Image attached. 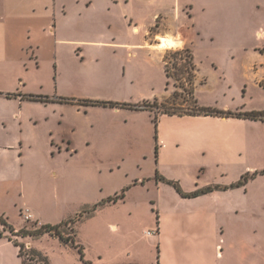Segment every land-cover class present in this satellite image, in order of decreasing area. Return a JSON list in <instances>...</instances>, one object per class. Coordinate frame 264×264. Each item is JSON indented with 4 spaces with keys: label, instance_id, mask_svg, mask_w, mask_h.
<instances>
[{
    "label": "rangeland",
    "instance_id": "374dc122",
    "mask_svg": "<svg viewBox=\"0 0 264 264\" xmlns=\"http://www.w3.org/2000/svg\"><path fill=\"white\" fill-rule=\"evenodd\" d=\"M190 2L180 0V5ZM208 2L227 4L226 0ZM116 14L119 17L114 32L120 39H126L129 34L121 10ZM139 16L136 23L149 21L146 14L140 12ZM68 31L72 36L66 35V38L72 39L78 35L74 34L79 32L78 25ZM146 37L150 44L157 43L153 31ZM212 37L218 41L215 46H212ZM241 37L239 28L203 29L201 35H196L197 69L207 76V87L203 86L198 94L199 102L226 103L245 111L264 108V84L254 81L252 76L245 79L243 62L237 58L226 60L224 56L227 48L242 49ZM246 37L253 42L252 30L247 31ZM141 38L142 34L136 36L137 42ZM207 47H215V50ZM53 48L54 45L48 44L40 55L39 66L22 74L27 80L25 89L31 96L25 104L23 101L22 110L17 105L15 109L4 111L8 112L6 120H10L12 110L18 112L21 120H39L31 133L36 144L27 153L28 161L25 159L23 187L15 189L13 204L8 205V216L21 229H35L41 225L25 224L18 213L23 207L30 208L44 224L68 222L63 230L68 233L73 229L75 243L83 247L84 255L95 258L94 264H161L163 242L157 234L146 236L147 231H157L160 222L157 185L163 183L165 186L161 187V195L170 207L177 203L174 197L186 198L156 178L165 176L159 173L154 155L155 110H127H134L130 107L152 95L154 99L140 104L167 96L158 102L163 109L177 113L194 111L189 92L196 84V72L190 68L185 55H172L177 50L163 51L161 61L158 56L136 47L133 52L137 56L130 57L124 50L88 45L74 47L69 43L58 55L56 70ZM163 61L170 77L166 75ZM15 95L23 97L24 92ZM90 102L117 104L116 108L122 110L91 106ZM48 129L56 137L70 140V150L58 152L54 145L52 153L44 146ZM248 136L247 158L242 162L238 180L235 182L233 171L226 172L223 178L214 177L229 190L221 202L209 206L216 213L213 237L208 244L210 264H264V175L259 176L264 174V126L248 128ZM246 167H255V170H246ZM164 168L169 176L174 175L173 169ZM51 170L57 172V178L49 176ZM242 178H246V182ZM165 179L175 182L183 193H189L184 187H192L188 176L182 178V182ZM205 179H200V183ZM123 197L127 198L124 205L113 204V199L119 202ZM120 216H126L127 220L115 233L108 225L117 222ZM2 230L10 237L7 228L0 225L1 233ZM45 235L33 241L50 264H84L76 248ZM182 237L190 245L194 239L189 231L186 235L179 234L176 246L181 245V249L187 251L178 254L173 251L166 263L164 259V264H196L192 258L194 248L184 246L179 241ZM100 254L104 262L98 259ZM34 260L39 263L36 258ZM84 260L88 262L85 256Z\"/></svg>",
    "mask_w": 264,
    "mask_h": 264
},
{
    "label": "crops",
    "instance_id": "0c3cea01",
    "mask_svg": "<svg viewBox=\"0 0 264 264\" xmlns=\"http://www.w3.org/2000/svg\"><path fill=\"white\" fill-rule=\"evenodd\" d=\"M226 2L227 4L215 5L208 0H191L189 5L181 6L180 0H0V217L5 219L16 232L21 229L11 222L8 205L13 204L12 197L17 186L22 190L25 159L27 160V153L36 144L31 133L39 125V120H21L18 112L13 110L10 112V120H6L5 114L8 112L4 111L8 108L15 109L17 105H19L18 109L22 110L23 101L25 104L27 98L31 97L28 95L29 91L25 89L27 80L22 74L31 72L39 66L40 55L48 48V44L54 45L53 63L54 68L56 65V70L58 55L66 43L74 47L88 45L112 48L116 51L124 50V53L130 57L137 56V53L133 52L136 47L138 50L143 49L153 56H158L162 61L165 50L155 48V44H150L146 37L150 31H153L158 37L172 38L175 46L169 50H190L196 67L193 96L197 106L223 112H250L238 106L232 108L226 103L205 104L197 99L202 87H207V76L200 73L196 63L198 55L195 37L201 35L203 29L239 28L244 44L242 49L227 48L224 56L226 60L237 58L243 62L245 79L252 76L254 81L264 84V0H226ZM118 10H121V18L126 23L129 34L126 39H120L117 32H114V28L118 26L119 16L116 14ZM140 12L146 14L149 21L136 23ZM133 21L135 24L131 25ZM76 25L79 32L76 31L74 34L78 35H74L72 39L66 38L70 33L68 30ZM249 30H252L251 43L246 37ZM141 34L142 38L137 42L136 36ZM69 36L71 37L72 34ZM212 41L214 42L212 46L218 42L216 37H212ZM209 50H215V47ZM19 92H24V98L22 95L16 97L15 94ZM151 97L152 95L141 98L136 104L154 99ZM166 97L156 100L160 103ZM113 109L117 112L122 110ZM258 126H264V123L211 115H158L154 155L159 173L165 178L179 182L188 176L192 187H184V189L189 193L198 188L199 190L207 187L218 188L195 198L179 199L176 196L174 199L177 203L173 204L174 207H170L166 205L167 201L161 195V187L165 186L163 183L157 185L160 212L157 236L163 242L160 247V257L163 261L166 259L165 263L173 251L177 254L179 251H187L185 248L181 249L183 247L181 245L176 246V239L179 234L186 235L188 231L194 238L191 245L183 237L179 241L186 247L194 248L192 258H195L196 264L212 263L208 244L213 237L216 213L209 206L211 203L213 205V202H221L225 197L223 195L229 190L224 187L227 186L223 185L225 183L214 177L217 175V178H223L226 172L228 174L233 171L235 182L238 180L242 162L247 158L248 128ZM47 133L48 135L45 136L47 142L43 144L51 152V146L54 145L58 147V152L62 149L70 150V140L56 137L51 129H48ZM166 166L168 169H173L174 175L169 176L163 170ZM249 168L255 170V167H246V170ZM263 175L259 174V176ZM26 176L30 178L29 172H26ZM49 176L57 178L58 174L55 170H51ZM202 178L206 179L200 183ZM126 201L127 198L123 197L113 204L124 205ZM23 208L30 210L34 222L45 223L38 219L30 208ZM23 208H19L18 213ZM126 220V216H120L117 222L109 223L108 227L118 233L120 226ZM2 232H0V264H37L27 257H21L14 241L23 243L50 264L45 253L34 244L33 238L16 236L9 239L7 233L3 230ZM171 243H175L174 247ZM84 256L90 264L95 263V258ZM98 259L105 261L101 254ZM163 261L161 264H164Z\"/></svg>",
    "mask_w": 264,
    "mask_h": 264
},
{
    "label": "trees",
    "instance_id": "16d2710c",
    "mask_svg": "<svg viewBox=\"0 0 264 264\" xmlns=\"http://www.w3.org/2000/svg\"><path fill=\"white\" fill-rule=\"evenodd\" d=\"M172 55H175V56L185 55V57L187 58L186 60H188V62L190 63L189 64L190 68H192L196 72L195 64L193 62V56H192L190 50H188V49L177 50V51L173 52ZM164 64H165L166 75H167V77H170V73H169L168 69L166 68V62H164ZM193 92H194V89L192 90V92L190 91L189 94L192 96L195 110L189 111L187 113L169 112V111L163 109L161 107V104H158L157 100H154L151 103L145 102L143 104L135 105L133 107H130V109L139 110V111L149 110L151 112L153 110H155L154 111V125H155V127L157 125L158 115H162V114H168V115H173V114H179V115H181V114L211 115V116H220V117H227V118L228 117H236V118H241V119H246V120H251V121H259V122L264 123V108L262 110H259V111L232 113V112H223V111H219V110H215V109H211V108L199 107V106H197V104L194 100ZM66 103H70V101H66ZM90 105L91 106H103V107L109 106L112 108H116V106H117V104H110V103L108 104L106 102H90ZM154 105H155V107H154ZM152 108H154V109H152ZM156 178L161 180L162 182L174 187V189L184 198H195L199 195L208 194V193L214 191L215 189H218L217 187H207L204 189L196 190V191L191 192V193H183L180 190L179 186L175 182L169 181V180H167L163 177H159V176H156ZM242 180L246 182V178H242ZM233 186H235V185H233ZM113 201H115V199H113ZM71 222L73 223L75 221H71ZM35 223L36 222H34L33 224L35 225ZM0 225L7 228L8 232L10 234L9 239H11L12 237H16V236H19L21 238H25V237L38 238V237L45 235V234L52 236V237H56L59 239V241L62 244L70 245V246L76 248L78 253H79L80 259L84 262V264H90L89 262H86L84 260L83 247L80 246L79 244L75 243V235H74L73 229H70L68 233H66L63 230L65 227L68 226V222H63V223L58 224V225L41 224L38 228H35V229H28L26 227H23L22 229H20L16 232L14 230V228H12L5 221V219L0 217ZM14 243L16 246H18L19 255L21 257H23V258L27 257L31 261H35L34 259L36 258L37 261L39 262L38 264H41V263L42 264H48L44 258H42L38 254H36L34 251H32L30 249L25 250V245L23 243H19L17 241H14Z\"/></svg>",
    "mask_w": 264,
    "mask_h": 264
},
{
    "label": "bare ground",
    "instance_id": "6f19581e",
    "mask_svg": "<svg viewBox=\"0 0 264 264\" xmlns=\"http://www.w3.org/2000/svg\"><path fill=\"white\" fill-rule=\"evenodd\" d=\"M156 40H157V43H155L154 47L157 49L169 50L175 46V42L172 40V38L157 36Z\"/></svg>",
    "mask_w": 264,
    "mask_h": 264
},
{
    "label": "built area",
    "instance_id": "2783aa9c",
    "mask_svg": "<svg viewBox=\"0 0 264 264\" xmlns=\"http://www.w3.org/2000/svg\"><path fill=\"white\" fill-rule=\"evenodd\" d=\"M20 216L22 217V219L24 220V222H31V223H34V220H33V216L30 212L29 209L27 208H23L20 210ZM154 234H157V231H147L146 232V235L149 236V235H154ZM29 248L25 246V250H28Z\"/></svg>",
    "mask_w": 264,
    "mask_h": 264
}]
</instances>
